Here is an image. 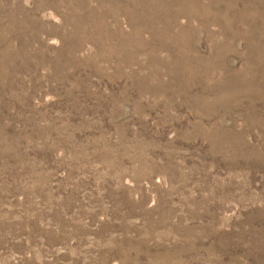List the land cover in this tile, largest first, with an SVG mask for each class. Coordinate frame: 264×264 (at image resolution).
<instances>
[{"label":"rangeland","instance_id":"374dc122","mask_svg":"<svg viewBox=\"0 0 264 264\" xmlns=\"http://www.w3.org/2000/svg\"><path fill=\"white\" fill-rule=\"evenodd\" d=\"M0 264H264V0H0Z\"/></svg>","mask_w":264,"mask_h":264}]
</instances>
